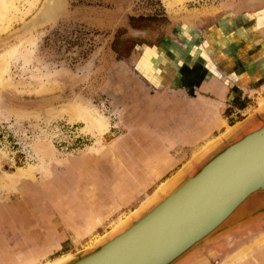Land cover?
Instances as JSON below:
<instances>
[{
  "label": "rangeland",
  "instance_id": "rangeland-1",
  "mask_svg": "<svg viewBox=\"0 0 264 264\" xmlns=\"http://www.w3.org/2000/svg\"><path fill=\"white\" fill-rule=\"evenodd\" d=\"M2 1L4 11L13 14L15 10L16 18L0 22V55L5 54L4 70L0 72V264H50L91 246L122 223L158 187L140 196L130 207L109 215L81 241H67L69 235L52 231L51 221H57L52 212L65 208L69 213L74 189L83 194L89 189L84 185L87 182L95 183L96 193L106 192L120 181L122 169L116 158L120 140L128 135L142 138L144 130L128 127L133 122L140 125L137 121L142 117L140 106L144 105L141 95L148 91L153 94L156 89L135 63V46L140 42L125 41L136 38L131 35L128 19L132 17L142 26L146 24L144 20L159 15L176 23L195 20L199 14L242 8L245 1L64 0L67 5L62 11L40 25L45 27L36 29L31 21L41 10L43 0L36 7L25 6L26 0ZM260 5L264 7V0H258V8ZM22 26L30 29L23 31ZM139 55L145 58L146 66V52ZM260 86L250 97L237 99L240 112L227 119L230 127L248 116L251 122L241 126L221 147L237 138L245 127L253 129L264 121V113L256 114L264 104V85ZM228 114L231 113L224 116ZM85 116L98 119L104 126L90 132ZM170 132L173 131L167 130L166 134ZM221 132L224 131L207 133L200 142L202 147ZM154 148L165 149L163 145ZM168 148L172 158H186L169 177L195 154L196 147L182 152L180 147ZM82 159L87 160L86 165L99 163L104 173L91 170L87 174L79 169L74 178L70 169ZM263 198L264 193L252 195L242 207L247 201ZM78 209L86 221L101 222L99 218L92 219L84 202ZM256 246L259 247L252 262L264 264V216L200 246L180 264H244Z\"/></svg>",
  "mask_w": 264,
  "mask_h": 264
},
{
  "label": "crops",
  "instance_id": "crops-1",
  "mask_svg": "<svg viewBox=\"0 0 264 264\" xmlns=\"http://www.w3.org/2000/svg\"><path fill=\"white\" fill-rule=\"evenodd\" d=\"M204 21L202 26L195 24ZM189 23L194 26L183 35L169 37L158 47L141 50L147 54L146 66L145 58L140 53L135 55V63L138 62L143 76L156 89L153 94L148 91L141 95L143 121H137L139 126L133 122L128 127L144 130L140 134L142 138L128 135L120 140L116 158L122 177L113 188L96 193L95 183L87 185L86 182L84 185L89 189L83 194L76 189L72 192L70 199L74 198V203L73 207L68 206L69 213L65 208L52 212L57 220L51 221L55 234L63 232L69 235L66 239L74 241L88 237L109 215L130 207L185 161L181 156L172 158L168 146L180 147L181 152L196 147L193 153H197L207 133L212 135L222 129L221 136L231 128L227 119L232 113L240 112L237 99L250 97L256 87L264 85V10L233 7L212 15L199 14ZM226 112L231 114L226 117ZM167 130L173 132L166 134ZM135 145L140 147L137 149ZM155 145H163L165 149L156 151ZM75 162L77 166L73 170L69 168L74 178L79 169L87 174L91 170L104 173L99 163L95 167L86 165V159ZM80 202L92 213V219L99 218L101 222L86 221L78 209ZM67 215H70L68 220ZM258 247L250 251L252 256L244 264H254L252 260Z\"/></svg>",
  "mask_w": 264,
  "mask_h": 264
},
{
  "label": "water",
  "instance_id": "water-1",
  "mask_svg": "<svg viewBox=\"0 0 264 264\" xmlns=\"http://www.w3.org/2000/svg\"><path fill=\"white\" fill-rule=\"evenodd\" d=\"M140 34L131 32L132 36ZM263 113L264 106L257 108L258 116ZM249 119L232 125L231 131L195 153L164 180L170 179L154 200L143 204L145 198L135 209L137 214L124 219L123 226L60 264H180L200 246L264 216V204L241 212L250 196L264 193V121L253 129L245 127L221 147Z\"/></svg>",
  "mask_w": 264,
  "mask_h": 264
},
{
  "label": "flooded vegetation",
  "instance_id": "flooded-vegetation-1",
  "mask_svg": "<svg viewBox=\"0 0 264 264\" xmlns=\"http://www.w3.org/2000/svg\"><path fill=\"white\" fill-rule=\"evenodd\" d=\"M243 7L240 9H246L251 11H260L264 10V7L260 5V8H258V0H244ZM140 17H137V19ZM128 26H130L131 31H139L143 33V35H137L135 39H128L125 41H138L140 42L139 45L135 46L137 49L136 54L140 53L141 50L145 48H155L158 47L165 41V39L169 37H176L177 35H183L186 31H188V28L191 29L194 24L189 23L188 20L180 21L173 23L168 18L165 17V19L161 18L159 15H153L151 19L144 20L146 21L145 25L139 26L137 25L138 20L133 19L130 17L128 19ZM208 21V20H207ZM211 22V20H209ZM145 23V22H144ZM206 23V21L202 23H196L198 26H202ZM195 25V26H196ZM170 29V30H169ZM264 204V198L260 201H247V203L244 205V212L243 213H249L252 212L256 207H260Z\"/></svg>",
  "mask_w": 264,
  "mask_h": 264
},
{
  "label": "bare ground",
  "instance_id": "bare-ground-1",
  "mask_svg": "<svg viewBox=\"0 0 264 264\" xmlns=\"http://www.w3.org/2000/svg\"><path fill=\"white\" fill-rule=\"evenodd\" d=\"M39 2H40V0H26V4H25V6H27V7H36L38 4H39ZM66 2V1H65ZM67 5V4H66ZM65 5V6H66ZM3 6H4V2L2 1V0H0V22L1 23H4V22H12V20H14V18H16L15 17V10H13L12 12H14L13 14H7L5 11H4V8H3ZM64 6V0H43L42 1V7H41V10L39 11V13L37 14V13H35V14H37V16L31 21V26L32 27H34L35 29H36V27L37 28H40V27H45L44 25H42V26H40L41 24H44V23H46V22H48L50 19H52L54 16H56L58 13H60L61 11H62V9H63V7H65ZM66 11V10H65ZM11 12V11H10ZM9 12V13H10ZM68 13V12H67ZM34 14V15H35ZM64 14V12L61 14V15H63ZM59 18V17H58ZM57 18V19H58ZM61 18V17H60ZM56 19V20H57ZM28 21V20H27ZM54 22H55V20H54ZM27 23V22H26ZM53 23V22H52ZM52 23H51V25H52ZM24 24V23H23ZM3 25V24H2ZM5 25V24H4ZM46 25V24H45ZM1 26V25H0ZM7 26V25H6ZM9 26V25H8ZM11 26V25H10ZM1 28V27H0ZM28 29H30V28H27L26 30L24 29V27L22 26V30L23 31H27ZM8 30V29H7ZM3 31V30H2ZM6 31V30H5ZM4 31V32H5ZM7 32V31H6ZM28 35V34H27ZM29 37V36H28ZM22 41V40H21ZM22 45V44H21ZM9 51V50H8ZM7 53V52H6ZM4 55L5 54H1L0 55V72L1 71H3L4 70V61H3V58H4ZM10 55V54H9ZM6 58V57H5ZM7 60V59H6ZM3 87V86H2ZM6 87V86H5ZM50 89V88H49ZM46 91V90H45ZM40 92V91H39ZM260 104V103H259ZM263 106H264V104H263ZM262 106V107H263ZM261 106H259L258 108H260ZM261 107V108H262ZM86 117V121H85V125H86V127H88V128H90L91 130H90V132L92 131V130H97V131H100L101 129H102V127L104 126V125H102V122L101 121H99L98 119H93V118H91V117H89V116H85ZM233 128L231 127L228 131H231ZM224 135V134H223ZM222 137V135L221 136H218L217 138H215L214 140H212V142L213 141H217L218 139H220ZM211 142V143H212ZM211 143H209L208 145H206L205 146V148L204 147H202V149L203 150H205ZM169 181H170V179H168V180H166V181H164V182H162V183H160V185H158V187H157V191L154 193V194H152V195H149V196H147L146 197V201L143 203V204H145L146 202H148V201H151V200H154L155 199V197H156V194H157V192H158V190H161L163 187H165L168 183H169ZM258 207H256V209H257ZM137 211L138 210H135V211H132V213H131V215H135V214H137ZM241 212L243 213L244 212V208L242 207L241 208ZM124 225L125 224V221L123 220V222L122 223H119L117 226H116V228H115V226H114V230L115 229H118L121 225ZM122 225V226H123ZM244 254V253H243ZM242 254V255H243ZM69 256H66V257H64L63 259H60L59 261H56L55 263L53 262V263H50V264H60L62 261H64V260H66L67 258H68Z\"/></svg>",
  "mask_w": 264,
  "mask_h": 264
}]
</instances>
